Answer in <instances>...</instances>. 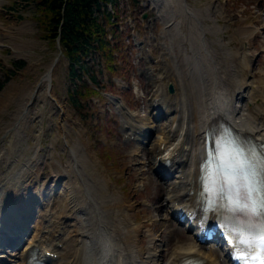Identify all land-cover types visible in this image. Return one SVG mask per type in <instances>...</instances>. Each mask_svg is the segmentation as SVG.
<instances>
[{
  "label": "rangeland",
  "instance_id": "374dc122",
  "mask_svg": "<svg viewBox=\"0 0 264 264\" xmlns=\"http://www.w3.org/2000/svg\"><path fill=\"white\" fill-rule=\"evenodd\" d=\"M142 3L149 4V7L136 9L129 0L119 2L120 34L112 47L115 56L112 65L116 66V72L104 70L100 73L96 61L84 79L89 80L90 76L96 75L104 82L111 77L119 83L124 81L126 91H118L112 84L107 87V93L112 90L122 95V103L132 109L130 111L127 107L130 114L147 123L146 129L160 128L152 131L153 141L163 135L169 118L166 116L160 122L149 118L153 95L158 89L164 90L169 97L179 94L190 112L193 105L199 110L198 103H202L200 77L204 76L206 68L199 52L201 42L181 0H142ZM188 3L198 9H209L211 14L216 13V21L222 31L218 37L227 43L229 53L241 56L245 71L247 69L248 84L256 86L259 75H264V18L259 21L257 17L258 13L264 15V0H188ZM144 14H147L146 18ZM0 21L5 28L0 44V84H4L0 89V143L11 141L16 151L9 166L0 164V178H7L13 170L19 171L20 178L13 182L19 181L20 184L14 191L24 185L21 180L36 189L37 180L43 186L49 178L55 177L58 170L67 168L66 139L71 147L84 144L79 154H83L89 180L99 176L104 183L107 182L115 197L124 202L131 226L138 228L134 248L144 253L149 241L154 239L164 250L174 224L166 217L165 208L158 211L154 208L162 205L165 196L162 202L153 198L158 193L157 184L162 183L149 167L152 144L142 148L126 138V117L108 100L106 93H102V97L93 94L89 88H95L94 85L83 86V93L88 95L83 97L81 110L76 109L68 96L73 84L69 76V61L64 56L54 78L63 111L58 114L48 100L41 102L36 106L34 119L22 128L21 135L14 131L24 99L46 71L44 64L51 63L59 49L56 41L45 37L35 6L24 0H5L0 6ZM169 21H174L176 26H171ZM204 24H211V21ZM252 26V33L243 39L235 34L239 27ZM211 46L218 49L213 42ZM20 61L24 62L22 68L16 65ZM194 65H199L196 72ZM170 83L175 89L173 94L168 92ZM236 103L239 105V101ZM37 149L40 150L36 154ZM28 160L32 164L22 167ZM146 170L148 173L143 174ZM148 180L152 182L151 186ZM95 186L98 190V185ZM151 219L164 224L165 233L161 237L155 234V226H146ZM187 246H190L189 242ZM18 257L11 259L14 264H18Z\"/></svg>",
  "mask_w": 264,
  "mask_h": 264
},
{
  "label": "bare ground",
  "instance_id": "6f19581e",
  "mask_svg": "<svg viewBox=\"0 0 264 264\" xmlns=\"http://www.w3.org/2000/svg\"><path fill=\"white\" fill-rule=\"evenodd\" d=\"M4 1L0 0V6ZM181 2L185 7L184 11L193 21L198 41L201 42L200 56L205 62L206 71L204 70V76L200 81L202 109L198 114L196 111L189 113L179 101L174 105L173 117L170 115L166 132L160 137L158 143L156 140L151 142L149 165H153L155 161L165 163L168 157H172L176 152L178 156L175 157L183 160L178 177L181 178L184 175L185 179H180V186H177L179 183L177 181L167 186L163 183L157 184L158 193H155L153 198L158 199L159 202L165 195H170L169 198L173 201L182 196L188 197L187 191H184L186 187H188L191 199L194 200L198 195L200 191L199 165L202 157L205 156V133L214 129L220 120L231 121L240 134L246 138L264 141V78H259L257 86L251 87L245 105L241 107L234 105L232 103L234 98H239L240 101L246 98L241 95L242 91L248 90L247 78L244 75L245 65L238 60L240 59L237 58L238 53L234 54L235 56L229 53L227 43L218 37L222 31L216 21V13L211 14L209 9L195 8L194 5L188 3V0H181ZM257 17L260 21L264 15L258 13ZM206 21H211V24H204ZM169 22L171 26H176L175 23H171L172 21ZM4 29L0 21V44ZM251 30L254 29L239 27L235 34L239 39H243L252 33ZM212 42L218 45V49L211 46ZM57 56L51 63L44 64L46 71L41 74L37 86L31 88L24 99V106L20 109V114L17 116L18 122L14 128V131L19 133L18 135H21L22 128H25L27 122L34 119V111L39 103L48 100L52 109H55L58 114L63 111L54 85L56 70L61 63V57ZM157 97L154 100H157ZM159 103L165 106L163 101L159 100ZM165 109L167 113H170L168 107ZM129 124V132H127L129 135H138L143 128H146L133 123ZM158 130L160 129L157 127L156 131ZM66 142L67 148L64 149L69 155L68 166L64 171L58 170L55 175L57 179H62L63 184L56 192L53 189L52 195L46 198L40 190L38 191V197L42 199L44 206L38 208L37 227L28 239L29 242L21 255L23 264L27 263L28 253L34 247L41 249L42 259L46 258L47 252L56 254L58 261L55 263V259H50L52 264H147V261L155 262L159 254L149 249L148 256L143 257V252L140 253L134 248L138 240V228L131 226L130 215L125 212L124 202L115 197L109 184L104 183L105 181L99 176H94L96 181L95 179L89 180V172L82 159L83 154H79L84 144L82 147V144L71 147L67 139ZM40 149H37L36 154ZM14 152L16 151L11 141L0 143V164L9 166L11 159L14 158ZM83 153L89 157L87 152L83 151ZM37 158L40 160L39 157ZM30 161L28 160L22 167L27 168L29 164H32ZM184 166H187L186 169ZM18 174H20L19 171L13 170L7 178L3 176L2 179L0 178V209L4 208V212L6 208L9 210L11 207L12 216L16 214L12 208L15 205L12 202V189L18 187L19 183L13 180L20 178ZM143 174H147L146 171ZM151 183L148 180L149 186ZM54 184L57 185L56 181ZM95 185H98V190H95ZM9 186H12L10 191L7 190ZM191 192L194 194L191 195ZM164 207L163 201L161 206L154 208L158 211ZM146 214L150 216L148 210ZM13 219H17V216ZM15 221L18 222V219ZM154 222L151 219L146 226H155L157 232L164 234V224ZM170 235L167 241L168 248L161 252L164 261L160 264H180L181 261L192 257L207 259L204 254V257H200L201 252L196 253L194 249L185 247L186 242L182 230L173 229ZM150 242L152 243V240ZM177 245L179 248L173 250L169 259L165 261V257L169 256V254L166 255V251ZM209 257L212 258L210 253Z\"/></svg>",
  "mask_w": 264,
  "mask_h": 264
},
{
  "label": "snow or ice",
  "instance_id": "6c2138e0",
  "mask_svg": "<svg viewBox=\"0 0 264 264\" xmlns=\"http://www.w3.org/2000/svg\"><path fill=\"white\" fill-rule=\"evenodd\" d=\"M215 174L204 183V192L218 197L236 224L229 229L239 264H264V146L241 147L235 141L218 145ZM181 264H198L193 259Z\"/></svg>",
  "mask_w": 264,
  "mask_h": 264
},
{
  "label": "trees",
  "instance_id": "16d2710c",
  "mask_svg": "<svg viewBox=\"0 0 264 264\" xmlns=\"http://www.w3.org/2000/svg\"><path fill=\"white\" fill-rule=\"evenodd\" d=\"M36 8V17L43 26L45 37L60 42L64 54L69 58L70 76L75 85L71 94L75 106L82 107L80 99L84 93L79 90L75 80H82L81 73L90 69V58L92 62L97 57L107 58L109 70H114L111 63L114 58L111 55L112 43L108 33L118 36V1L119 0H24ZM138 1H134L136 4ZM108 4L114 7V12L108 9ZM101 18L102 22L99 20ZM19 68L24 62L16 63ZM92 80L97 81L95 77ZM85 85L84 83L82 86ZM4 84H0L2 89Z\"/></svg>",
  "mask_w": 264,
  "mask_h": 264
},
{
  "label": "water",
  "instance_id": "95a60500",
  "mask_svg": "<svg viewBox=\"0 0 264 264\" xmlns=\"http://www.w3.org/2000/svg\"><path fill=\"white\" fill-rule=\"evenodd\" d=\"M171 90H172V88H171Z\"/></svg>",
  "mask_w": 264,
  "mask_h": 264
}]
</instances>
